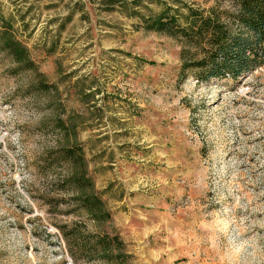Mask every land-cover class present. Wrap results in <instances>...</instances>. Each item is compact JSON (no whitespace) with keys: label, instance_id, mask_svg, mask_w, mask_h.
<instances>
[{"label":"rangeland","instance_id":"374dc122","mask_svg":"<svg viewBox=\"0 0 264 264\" xmlns=\"http://www.w3.org/2000/svg\"><path fill=\"white\" fill-rule=\"evenodd\" d=\"M215 7L234 8L0 0V29L50 83L0 48V264H264V64L198 80L183 37L147 28L162 12L189 27ZM71 173L91 184L71 188ZM64 223L104 245L73 258Z\"/></svg>","mask_w":264,"mask_h":264},{"label":"trees","instance_id":"16d2710c","mask_svg":"<svg viewBox=\"0 0 264 264\" xmlns=\"http://www.w3.org/2000/svg\"><path fill=\"white\" fill-rule=\"evenodd\" d=\"M230 1L234 8L220 10L215 7L207 14L193 10L189 27L180 25L175 14L162 12L151 19H146L147 28L183 37L186 45L183 68L198 69V80H209L213 77L240 80L264 64V0ZM0 37L5 39L0 42V48L14 57L17 67L35 70L38 84L42 85V88L49 87L50 83L39 70L29 49L4 30V27L0 29ZM60 150L64 161L70 159L78 161L74 147H62ZM78 162L81 163L80 160ZM83 174L71 173L66 176L71 188L81 190L91 184L89 178ZM74 197L79 202L78 205L87 207L90 211L93 206L102 208V201L99 198L90 200L89 195L78 192ZM98 213L102 218L108 214L105 210ZM89 214L94 218L95 212ZM77 228L78 225L71 223L58 225L61 238L73 258H77L80 253L98 250L104 245L105 240L98 237L91 240L87 247L88 240L84 238L82 230Z\"/></svg>","mask_w":264,"mask_h":264}]
</instances>
